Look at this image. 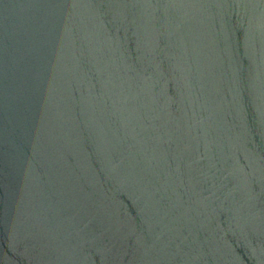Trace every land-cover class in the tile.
Wrapping results in <instances>:
<instances>
[{"label":"water","instance_id":"95a60500","mask_svg":"<svg viewBox=\"0 0 264 264\" xmlns=\"http://www.w3.org/2000/svg\"><path fill=\"white\" fill-rule=\"evenodd\" d=\"M0 264H264V0H0Z\"/></svg>","mask_w":264,"mask_h":264}]
</instances>
